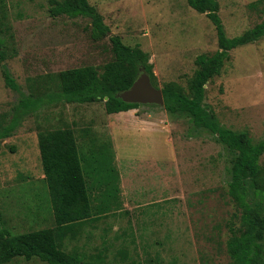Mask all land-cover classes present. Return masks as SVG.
Segmentation results:
<instances>
[{
  "label": "rangeland",
  "instance_id": "1",
  "mask_svg": "<svg viewBox=\"0 0 264 264\" xmlns=\"http://www.w3.org/2000/svg\"><path fill=\"white\" fill-rule=\"evenodd\" d=\"M217 1L229 37L264 18V0ZM89 2L109 26L102 38L93 36L88 17L51 16L50 0H0V128L21 98L6 85L3 63L22 92L44 95L58 90L61 70L92 65L102 71L114 58L110 37L119 35L149 54L155 86L176 82L189 93L197 57L219 49L214 23L187 0ZM205 87V104L223 126L248 131L255 142L264 139V36L232 49L221 73ZM132 111V118L152 113L154 125L142 129L122 112L107 113L101 100L56 101L24 116L15 132L0 140V230L17 234L54 225L38 133L71 127L83 142L92 130L103 142L112 141L121 163L144 155L160 160V166L167 156L172 162L152 187L132 190L126 209L106 215L91 235L82 228L83 235L67 238L64 249L98 264H231L227 223L238 213L228 194L233 155L187 114L146 104ZM113 161L114 156L107 164L114 166ZM260 163L264 168V154ZM7 264L47 263L18 257Z\"/></svg>",
  "mask_w": 264,
  "mask_h": 264
},
{
  "label": "trees",
  "instance_id": "2",
  "mask_svg": "<svg viewBox=\"0 0 264 264\" xmlns=\"http://www.w3.org/2000/svg\"><path fill=\"white\" fill-rule=\"evenodd\" d=\"M187 1L192 8L205 13L212 20L217 30L219 49L211 55L201 54L197 57L199 67L190 80L189 93L176 82L163 85V107L172 114L189 115L197 127H204L216 134L233 155L228 194L238 213L234 214L235 220L231 219L227 223V253L231 264H264V168L260 163L264 154V139L255 142L248 131H236L223 126L205 104L207 82L221 73L232 49L264 36V18L242 34L229 37L219 15L217 0ZM49 13L53 17L66 14L90 18L95 38H102L110 31L102 15L89 0H50ZM110 39L114 58L103 65L102 71L92 65L61 70L56 74L58 90L44 95L33 96L22 92L9 68L3 63L6 85L18 91L21 98L9 122L0 128V140L12 135L24 116L56 101L87 103L101 100L104 101L107 113L139 107L141 104L125 102L116 95L133 84L141 68L150 74L155 84L149 54L139 45L124 43L119 35H112ZM86 135L82 136L85 141L80 142L71 127L38 133L54 225L17 234L2 228L0 264H7L18 257L26 260L37 257L47 264H98L84 259L83 254L77 250L67 251L63 247L68 237L78 238V232L82 230L85 221H97L102 216L122 209L119 178L116 177L118 171L116 167L107 164L113 157L110 142L96 145L91 138L94 148L89 147V156L85 150L89 146ZM93 172L101 173L105 182V189L98 197L93 195L89 184Z\"/></svg>",
  "mask_w": 264,
  "mask_h": 264
},
{
  "label": "crops",
  "instance_id": "3",
  "mask_svg": "<svg viewBox=\"0 0 264 264\" xmlns=\"http://www.w3.org/2000/svg\"><path fill=\"white\" fill-rule=\"evenodd\" d=\"M132 110L133 109H130L128 111H121L123 113L122 115L129 117L128 119H126L127 122L131 119V121H134V123H137L138 125H140L142 129H146L149 126L154 125L153 123L155 121L153 120L154 116L152 113H147V112L141 113L140 116L134 114L135 117L132 118V115H133L132 113H134ZM117 113H120V112H117ZM158 124L159 122H156L155 127H157ZM86 131L88 130H84V132ZM88 132L89 133H87L86 138H93L95 140L96 145L98 143H103L101 139H104V138L102 136L96 134V132L92 133V130H89ZM107 140L108 139H105L104 141H107ZM168 140H172V137L171 138L169 137ZM110 142H111V147H113V156H114L113 163L116 162L114 167H116L118 171V176L116 177L119 178V184H120L119 199H120V203L122 204V206L123 205L126 206L130 203L129 196H132V190H134L135 188L141 185H145V184L148 185L149 187H152L151 184H154V183L156 184L158 182V178L162 176V174L165 172V169L168 172V168L170 166V163L172 162V158L170 156L169 157L167 156L166 158L163 157L165 161L162 162L163 164H161V166H160V160L152 159L146 155L136 158L135 161L132 159L127 162L125 160V162L121 163L122 158L116 155V150L112 144V141ZM88 144H89V147L91 146L92 148H94L93 145H91L92 144L91 139L88 141ZM117 162H119V166L117 165ZM90 176L91 177L89 178V184H91L92 186L93 195L98 197L99 195H101V193L105 189V186H104L105 182L103 180V175L99 172H93ZM147 192H150L151 194L152 190L147 191ZM122 209H126V208H122ZM105 217L106 215L102 216L97 221L87 220L83 223L82 228H86V230H90L88 233L91 235L92 232L96 230L99 223L103 221ZM82 233L81 231L78 232L80 236L83 235ZM84 234L86 235L85 232ZM68 238L75 239L74 236H70Z\"/></svg>",
  "mask_w": 264,
  "mask_h": 264
},
{
  "label": "water",
  "instance_id": "4",
  "mask_svg": "<svg viewBox=\"0 0 264 264\" xmlns=\"http://www.w3.org/2000/svg\"><path fill=\"white\" fill-rule=\"evenodd\" d=\"M117 97L128 103L156 104L164 106V94L161 87L153 84L151 76L143 68L133 84L117 93Z\"/></svg>",
  "mask_w": 264,
  "mask_h": 264
}]
</instances>
